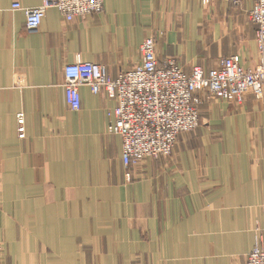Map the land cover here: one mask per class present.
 Here are the masks:
<instances>
[{"label": "crops", "instance_id": "crops-1", "mask_svg": "<svg viewBox=\"0 0 264 264\" xmlns=\"http://www.w3.org/2000/svg\"><path fill=\"white\" fill-rule=\"evenodd\" d=\"M254 2L105 0L73 22L50 9L29 33L25 11L42 0H0V264H247L264 248V100L204 103L201 126L127 184L108 133L117 102L82 87L73 111L64 89L66 65L116 78L152 35L188 74L234 55L253 68Z\"/></svg>", "mask_w": 264, "mask_h": 264}, {"label": "built area", "instance_id": "built-area-1", "mask_svg": "<svg viewBox=\"0 0 264 264\" xmlns=\"http://www.w3.org/2000/svg\"><path fill=\"white\" fill-rule=\"evenodd\" d=\"M210 5L214 0H202ZM105 0H42L26 13V30L37 33L48 10L56 9L73 22L103 12ZM249 19L256 26L258 63L245 68L241 57L222 60L220 66L205 70L193 68L190 74L177 58H158L157 36L152 35L140 47L141 62L116 78L107 66L77 60L64 69L65 98L73 111L82 109L81 88L92 94H105L117 102L108 133L122 140L125 181L132 184L144 161L169 158L182 135L200 126V109L206 98L242 105L252 94L264 100V0H255ZM18 135L26 138L25 115H18ZM247 264H264V248L256 246L247 256Z\"/></svg>", "mask_w": 264, "mask_h": 264}, {"label": "rangeland", "instance_id": "rangeland-1", "mask_svg": "<svg viewBox=\"0 0 264 264\" xmlns=\"http://www.w3.org/2000/svg\"><path fill=\"white\" fill-rule=\"evenodd\" d=\"M157 39H158V38H157ZM226 58H227V57H226ZM224 59H225V58H224ZM214 100H215V99H208V98H206L205 101H204V103L206 104L207 102H211V101H214ZM204 103H203V105H205ZM203 109H204V111H203ZM205 110H206V109L202 106V108H201V110H200V113H202V112L205 113ZM202 123H203V120H202V117H201V120H200V126H201ZM200 126H199V127H200ZM160 159H163V158H160ZM160 159H159V160H160ZM142 165H143V164H142ZM136 180H137V179H136Z\"/></svg>", "mask_w": 264, "mask_h": 264}]
</instances>
